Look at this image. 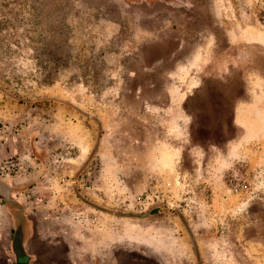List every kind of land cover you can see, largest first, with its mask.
<instances>
[{"label": "rangeland", "instance_id": "obj_1", "mask_svg": "<svg viewBox=\"0 0 264 264\" xmlns=\"http://www.w3.org/2000/svg\"><path fill=\"white\" fill-rule=\"evenodd\" d=\"M205 2L189 63L153 69L136 6L0 0L9 221L155 264H264V0Z\"/></svg>", "mask_w": 264, "mask_h": 264}, {"label": "crops", "instance_id": "obj_2", "mask_svg": "<svg viewBox=\"0 0 264 264\" xmlns=\"http://www.w3.org/2000/svg\"><path fill=\"white\" fill-rule=\"evenodd\" d=\"M120 2H122L124 6H136L137 8L134 9L137 11L139 10L138 13L142 15L143 25L147 26V29L153 26L157 29L152 31L149 30L148 32L149 37L155 39L150 40V42L153 43L155 41V46L158 47V51L160 52L156 59L157 63H152L151 68H176L180 66L182 62L181 59H183V63H189V57L186 56V59L184 55L187 51L193 49V47H186V45L189 44V40L187 39L198 36L202 37L204 35V28H207L205 10L209 7L208 2H205V0H120ZM172 71L173 70L164 75L163 81L166 84H171L170 78L176 76V73ZM161 77L163 76L161 75ZM171 88V85L168 86V96H170ZM51 130H54L53 126ZM72 160H74V158ZM81 161L82 163L80 164ZM85 162L86 159H81L78 161V164L82 166ZM75 170L79 171L80 167H77ZM83 177L82 179H84ZM25 224L27 227L32 226L30 222H26ZM29 240H31L30 236H28L27 241ZM41 240L38 243L41 244L42 248H45L44 250L46 251L44 256H40L42 264H75L76 258L72 257V254L75 253L70 252V254L68 253L67 255L66 249L60 243H51ZM52 245L56 246L52 247ZM6 252V244L1 241L0 264H7ZM45 256L47 257L44 258ZM124 258L128 257L125 255ZM39 264H41V262ZM120 264L127 263L122 260Z\"/></svg>", "mask_w": 264, "mask_h": 264}, {"label": "flooded vegetation", "instance_id": "obj_3", "mask_svg": "<svg viewBox=\"0 0 264 264\" xmlns=\"http://www.w3.org/2000/svg\"><path fill=\"white\" fill-rule=\"evenodd\" d=\"M6 137L7 135L4 133L3 136H0V166L19 161V159L15 156H11V152L14 150V148H16L17 145L15 146V144H8ZM18 146L21 148L19 144ZM19 147H17V150H19ZM48 162L49 161L47 159L46 165H48ZM33 164L34 165L30 164L31 167L29 166L25 170V173L27 171L28 174L33 175L35 178H37L41 174L40 165L42 164V162L34 161ZM47 175L51 177V179L54 178L53 171H49ZM21 176H9L3 174L0 171V183H3L8 189L7 197L0 196V242L2 241L6 244L7 239H9L8 243L10 245L9 253L6 252V261H9V258L12 257L13 264H39L40 262L42 264L40 256L42 257L46 254V251L44 250L45 248H42L41 244L38 243L42 239L41 241H48L51 243L54 242L58 244L60 243L66 249L67 255L68 253L70 254V252L75 253L72 254V257L76 258L75 264H120L122 260L124 262L126 261L127 264H155L152 261L150 262V258L147 259L146 257H143V255L139 257L136 253L128 251H120L119 253H116L115 251L106 255H102L100 253V250L96 251L95 253H92L91 245L90 247H85L84 245L79 243L74 237H71L69 235L66 236L64 234L65 232H63L61 235H53L54 232L52 234L43 235L40 228L45 227L48 224H51L53 228L59 227L58 223H55L53 221L34 219V224H32V226L30 227H27L26 224L24 225V223L28 221H9L8 213L9 215H11V218H13V214H11L10 211L8 212L7 209H9L12 204H14L13 194H15L13 192L12 181L19 179ZM36 190L37 189H35V191ZM143 203H146V200L143 201ZM27 205L28 204H26V206ZM19 206L23 207V205ZM46 207H51V205L48 204L46 205ZM67 208L70 209V205L69 207L67 206ZM28 236H30L31 240H33L27 241ZM54 246L56 245H52V247ZM7 254H10V256H7ZM125 255L128 258H124ZM46 257L47 256H45L44 258Z\"/></svg>", "mask_w": 264, "mask_h": 264}, {"label": "built area", "instance_id": "obj_4", "mask_svg": "<svg viewBox=\"0 0 264 264\" xmlns=\"http://www.w3.org/2000/svg\"><path fill=\"white\" fill-rule=\"evenodd\" d=\"M22 170V166L19 162L8 163L3 166H0V171L3 174L11 176L12 174L16 175Z\"/></svg>", "mask_w": 264, "mask_h": 264}, {"label": "water", "instance_id": "obj_5", "mask_svg": "<svg viewBox=\"0 0 264 264\" xmlns=\"http://www.w3.org/2000/svg\"><path fill=\"white\" fill-rule=\"evenodd\" d=\"M8 189L3 183H0V196L7 197Z\"/></svg>", "mask_w": 264, "mask_h": 264}]
</instances>
